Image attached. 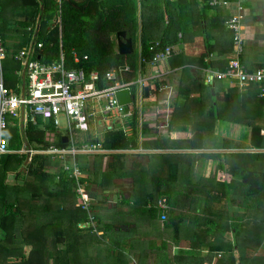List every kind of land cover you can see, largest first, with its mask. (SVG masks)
Wrapping results in <instances>:
<instances>
[{"label": "trees", "instance_id": "trees-1", "mask_svg": "<svg viewBox=\"0 0 264 264\" xmlns=\"http://www.w3.org/2000/svg\"><path fill=\"white\" fill-rule=\"evenodd\" d=\"M211 1L0 0V44L6 49L2 66L12 64L15 71L22 68L16 54L34 39L40 14L37 45L42 44L38 54L44 61H54L62 49L69 67L98 70L102 75L120 65H129V78L136 77L139 36L143 54L148 58L153 55L149 46L156 40L178 44L180 32L184 45L195 47L201 40L199 50H182L172 56L173 66L180 68L172 105L167 108L155 103L154 108H146L151 113L144 112L141 129L136 120L130 133L117 126L106 128L102 138L75 131V143L81 146L101 141L109 150L136 149L139 145L148 150H180L97 154L112 157L105 170L97 171V187L105 191L115 178L131 177V198L143 202L141 207L172 228L176 242L186 236L182 221L190 211L198 215V202L204 200V219L212 227L190 230L192 252L174 256L165 264H264V151L247 153L254 158L253 169L224 168L220 169V176L216 171L217 174L196 182L192 178L193 163L199 157L210 158L216 153L182 151L216 148L217 119L250 126V147L264 148V82L242 88L238 84L226 86L218 78L211 84L204 81V68H228L234 48V31L228 26L233 15L221 18L224 4L213 5ZM211 10L215 14H210ZM58 12L61 24L55 25ZM120 31H126L127 37L133 39L134 52H119L116 34ZM75 53L80 57L78 62ZM243 54L241 61L247 67L264 66V61L252 66ZM212 55L217 58L212 59ZM17 76L15 81L5 79L9 87L21 82ZM14 131L13 135H6L11 148L17 147L16 137L20 135L19 128ZM26 132L37 147L52 144L45 137L47 133L35 129L33 124ZM65 144L57 141V145ZM130 156L138 158L130 162ZM26 159L27 155L19 153H7L0 159V264L81 263L82 254L71 250L70 230L84 237L86 231L97 229L102 215L94 209L102 206L104 198L90 211L77 207L76 178L59 158L36 154L25 170ZM10 173L15 174L16 182H9ZM81 180L86 181L85 177ZM185 182L189 185H183ZM88 189L94 197L98 196L95 190ZM233 206L239 210L232 211ZM90 215H94L93 223L82 227L80 224L89 222ZM65 223L73 226L65 230ZM62 242L68 243L64 252L58 246ZM203 246H207L205 254L201 252Z\"/></svg>", "mask_w": 264, "mask_h": 264}, {"label": "built area", "instance_id": "built-area-1", "mask_svg": "<svg viewBox=\"0 0 264 264\" xmlns=\"http://www.w3.org/2000/svg\"><path fill=\"white\" fill-rule=\"evenodd\" d=\"M211 4H227L226 0H212ZM242 15L237 14L228 21V26L234 31V48L232 56L229 59V66L226 70L206 69L204 81L211 84L216 78L228 79L234 84L244 88L253 83L264 82V66L256 69H249L241 61V56L245 49L244 37L241 34L243 29ZM54 24H61L60 15L56 16ZM178 44H164L160 40L152 42L149 46L153 55L143 54L142 46L138 50L139 72L134 79L129 78L130 66L120 65L112 70L101 74L98 70L88 71L84 67H69L66 57L61 50L60 56L52 62H46L37 54L42 44H29L23 47L17 54L16 59L20 62L22 69L16 70L15 73L22 77L25 72V88L22 82L17 83L16 87L11 88L7 85L4 74L2 61L6 57V49L0 44V159L7 153L27 154L28 163L36 154H51L53 158L58 157L66 170L76 178L77 181V201L76 206L90 211L93 205V197L88 191L87 181H82L84 177L77 163L71 165L65 162L67 155L75 157L80 153L87 154H104L111 153V150L103 147L101 141L87 142L81 146L75 143V131L80 134L90 132L95 137H100L106 128L117 126L123 128L127 133L129 129L126 123L131 124L138 121V126L143 124V104L147 99L144 96L146 82L150 79H160L161 72L159 68L165 65L173 54L181 52L180 42L182 33H179ZM87 58V56H85ZM80 57L75 53V61L78 62ZM152 64L156 66V75L153 78H146L143 75V65ZM156 88L164 94V99L156 98L165 107L172 105L175 95L174 87L171 83L160 82ZM130 89L133 100L128 103H120L117 98L118 90ZM264 95V87L262 90ZM144 100V101H143ZM143 101V103H142ZM129 108L126 109L125 105ZM64 113L68 119L67 136L69 141L65 145H57L55 141L47 148H35L32 145H26L23 149L10 147L9 138L5 131L19 123L23 117L24 125L37 121V118H49L55 125L58 124V115ZM135 116V119H134ZM120 122V125H115ZM131 127V126H129ZM51 133H48V135ZM54 134V133H53ZM102 138V137H101ZM139 141L142 142L140 134ZM258 150H263L258 149ZM141 145L136 149H129V152L144 153ZM161 202L162 207L165 206ZM94 215H90L89 222H82V227L89 226L93 223Z\"/></svg>", "mask_w": 264, "mask_h": 264}, {"label": "crops", "instance_id": "crops-1", "mask_svg": "<svg viewBox=\"0 0 264 264\" xmlns=\"http://www.w3.org/2000/svg\"><path fill=\"white\" fill-rule=\"evenodd\" d=\"M226 1L227 4L222 6V8H224V12L221 13L220 17H230L231 15L237 14L242 15L241 19L243 29L241 34L244 37L245 44V51L243 55L250 64H254L252 66H256L257 62L264 61V0ZM210 14H215V10H211ZM40 17H42V14H40L38 18V24L41 21ZM35 42H37V36L34 37L30 44H34ZM202 43L203 42L200 40L199 44H197L195 47L187 46L182 43L180 48L187 51H197L200 49ZM37 56L42 57L41 54H37ZM211 58L216 59L217 57L216 55H212ZM171 59L172 57L165 65L159 68L162 76L161 80L150 79L146 82L144 96L147 98V100L153 102H144L143 115L145 111L148 112L146 108L149 110L154 108L155 103L162 105L159 100L154 101L156 98H164V94L156 88L157 84V87H159L160 82L171 83L173 85L175 90L173 100L175 99L177 93L176 85L174 83L177 84L179 81L180 68L174 67ZM248 68L252 69L250 67ZM206 69H210V67L204 68V70ZM137 70L139 72V66L137 67ZM156 70V66H153L152 64L143 65V75L146 78H153L156 75ZM203 76H205V71H203ZM173 77L176 80L175 82L172 81ZM223 82L226 86H232L234 84L228 79H224ZM150 87L152 90H150ZM147 88L148 94H146ZM151 117L154 118L152 115ZM38 119L42 120L43 118L39 117L37 120ZM43 120L46 122V119ZM16 122L19 124L9 128L8 130L19 128L20 131L21 128L22 133L25 136V142H28L26 145H32L35 148H40L36 146L34 141H31L30 136L26 132L27 128L32 124V122H30L28 125H24L23 117L20 120H16ZM46 124H52V122H46ZM126 124L131 126L130 122H127ZM115 125H120V122ZM120 126H125V124ZM126 128L129 129V133L132 131V126ZM216 132L218 135L216 148H211V151L204 149V152H215L216 154L212 155L210 158L199 157V159L193 163L192 178L194 182L199 180L201 177L208 178L211 176V174H217V172L218 176H220V169L223 170L224 168H228L229 171L234 170L236 167L247 169L254 168V158H249L250 155L247 154L248 152H254L252 149H255L250 147L252 134V128L250 126L217 119ZM48 133L51 134L48 135ZM65 136H67V132L62 134L56 130L49 131L47 134H45L47 139L53 140L55 143L60 140L64 142L63 137ZM99 136L103 137V133H100ZM227 153L230 154L227 155ZM81 155L86 156L87 158L82 160L80 166L78 157ZM130 157L133 158L132 160L128 158L130 162H133L138 158L135 156ZM95 158L96 157L94 154L87 153H80L75 157L67 155L65 158V162L67 164L73 165L77 163L79 165L82 173L84 174L85 180L87 181V188L89 187L93 189L97 186L94 182V179L96 177L95 175L98 173L96 170L97 168ZM110 159H112V157L108 155L107 158H105L106 161L104 160L103 165L107 163L108 166V163L111 161ZM86 164H88V167ZM85 166L86 171H84ZM105 169L106 168L103 170ZM228 175L229 173H227V176ZM11 177L13 179L15 175L13 174V176H10L9 174V179H11ZM219 178L220 177H218V179ZM183 185L188 186L189 184L185 182ZM133 191L134 184L132 178H115L112 181V184L107 187V190H105V193L109 196L104 197L101 208H95V212H101L102 215V219L98 220L99 227L94 231H86V235H84V237H78L76 236V232H74L73 229L70 230V234L72 236V238H70V241L72 242L71 250L74 253L82 254L83 258L81 260L82 262L77 264H165L166 258L169 260L173 259L174 256L179 254L192 252L189 248V243L191 242L190 230H196L198 228L199 231H203L207 227H212L204 219L206 218L205 202L204 200H199V208L201 207L200 209L198 208L199 214L197 215L196 212L190 211L188 217L182 221V226L186 232V236H182V239L176 242L173 229L165 226L164 222L159 216L154 215L151 212L142 213L140 210L136 209L139 207V204L137 203V200L131 198ZM89 193L91 194V192ZM91 196L95 201V203H93L96 205L98 201L92 194ZM186 210L188 209L185 208L184 212H186ZM238 210L239 208L237 206H233L232 211L237 212ZM197 216L200 218H197ZM62 225L65 230H68V227L73 226V224L69 225L68 223ZM200 236L204 237L202 234H200ZM67 245L68 243L62 242L59 243L58 246L64 252V249ZM206 247L207 246L202 247L204 248L201 250L202 254L207 252L205 249Z\"/></svg>", "mask_w": 264, "mask_h": 264}, {"label": "rangeland", "instance_id": "rangeland-1", "mask_svg": "<svg viewBox=\"0 0 264 264\" xmlns=\"http://www.w3.org/2000/svg\"><path fill=\"white\" fill-rule=\"evenodd\" d=\"M198 44H199V42H198ZM140 46H142V42H141L140 36H139L138 41H137V50H139ZM201 46H202V44H201ZM2 64H3V62H2ZM3 74H4L5 79L6 78L9 79V81H15L16 78H18V76L16 75L15 69H14V67H13L12 64L4 65L3 66ZM21 82H22V78H21ZM163 99L164 98H162V100ZM145 102H153V101H149V100L146 99ZM125 108L126 109L129 108L128 104L125 105ZM32 124L34 125L35 129H37L39 131H44L45 133H47L49 131L56 130L59 133L65 134L67 132L66 130H67V127H68V124L69 123H68V119H67L66 115L64 113H61V114L58 115V124L57 125H55L54 123H52V124H46L45 123V120H43V119L42 120L41 119H38L37 121L32 122ZM126 126L129 127V124H126ZM14 129H17V128H13L11 130H6L5 131V134L6 135H10V134L13 135V133L15 132ZM16 139H17V147H16V149L17 150L18 149L19 150L20 149H23V147L25 146V136L23 135L21 128H20V135L17 136ZM25 155H27V154H25ZM94 156L96 157L95 160H96V168H97L96 170L97 171H101L104 168H107L108 167L107 166V163L105 164L106 166L103 165L104 164V160H105V158H107V156L96 155V154H94ZM85 158H87V157L86 156H79L78 157V162H79V165L80 166H81L82 160L85 159ZM249 158H251V156H249ZM53 159L56 160V159H58V157L53 158ZM110 160H112V159H110ZM51 166H52V168H50ZM51 166L48 167V168H50L52 170V172H54V170H56V169H55V167L53 165H51ZM13 174L14 173H10V176H13ZM14 181H15V177L13 179H12V177H11V179H9V182H14ZM22 182L23 181H20L19 183H22ZM90 189L92 190L93 188H90ZM94 190L98 193V196L95 197V199L98 201V203L104 197L109 196L108 194L105 193V191H103V189H101V188H99L97 186L93 189V191ZM1 198L2 197L0 196V202H1ZM93 202L95 203V201H93ZM137 203L139 204V207H137L136 209L140 210L142 213H149V210L147 208L141 207V205L143 204V202L139 201ZM98 208H101V207H98ZM94 212H95V209H94ZM90 214H92V213H90ZM166 260H168V258H166Z\"/></svg>", "mask_w": 264, "mask_h": 264}, {"label": "water", "instance_id": "water-1", "mask_svg": "<svg viewBox=\"0 0 264 264\" xmlns=\"http://www.w3.org/2000/svg\"><path fill=\"white\" fill-rule=\"evenodd\" d=\"M41 8H42V10L44 9L43 4L41 5ZM40 18H42V17H40ZM39 25H40V22H39L38 27H37V32L39 31ZM37 32H36L35 36H37ZM116 36H117L118 50L120 53L129 54V53L134 52V50H135L134 41L131 37H127L126 31H120L116 34ZM22 87H23V89L25 88V72H23V74H22ZM146 94H148V88L146 89ZM116 95H117V98H118L120 103H128V102H131L133 100V95H132L130 89L118 90ZM46 122H50V119L46 118ZM22 128H23V124H22ZM63 141L67 142L68 137L67 136L63 137ZM25 144H28V142L26 141ZM207 150L211 151V149H207ZM178 151H180V150H148V151H145L144 153L178 152ZM182 151L201 152V151H205V150L204 149H195V150H182ZM253 151H260V150L253 149ZM113 152H120L121 153V152H129V150H111V153H113ZM27 163H28V159L24 163V168L27 165Z\"/></svg>", "mask_w": 264, "mask_h": 264}, {"label": "clouds", "instance_id": "clouds-1", "mask_svg": "<svg viewBox=\"0 0 264 264\" xmlns=\"http://www.w3.org/2000/svg\"><path fill=\"white\" fill-rule=\"evenodd\" d=\"M117 41V40H116ZM117 46H118V44H117Z\"/></svg>", "mask_w": 264, "mask_h": 264}]
</instances>
